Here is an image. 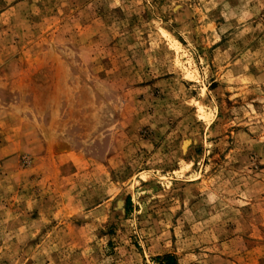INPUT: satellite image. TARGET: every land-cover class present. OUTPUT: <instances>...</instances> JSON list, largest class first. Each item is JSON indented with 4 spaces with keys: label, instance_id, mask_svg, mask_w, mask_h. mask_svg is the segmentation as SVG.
<instances>
[{
    "label": "rangeland",
    "instance_id": "374dc122",
    "mask_svg": "<svg viewBox=\"0 0 264 264\" xmlns=\"http://www.w3.org/2000/svg\"><path fill=\"white\" fill-rule=\"evenodd\" d=\"M264 264V0H0V264Z\"/></svg>",
    "mask_w": 264,
    "mask_h": 264
},
{
    "label": "trees",
    "instance_id": "16d2710c",
    "mask_svg": "<svg viewBox=\"0 0 264 264\" xmlns=\"http://www.w3.org/2000/svg\"><path fill=\"white\" fill-rule=\"evenodd\" d=\"M159 259L161 261V264H177V259L172 254L165 255Z\"/></svg>",
    "mask_w": 264,
    "mask_h": 264
}]
</instances>
